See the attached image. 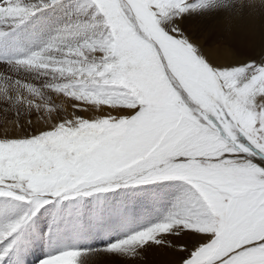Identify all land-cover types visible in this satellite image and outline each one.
<instances>
[{"label":"snow or ice","instance_id":"snow-or-ice-1","mask_svg":"<svg viewBox=\"0 0 264 264\" xmlns=\"http://www.w3.org/2000/svg\"><path fill=\"white\" fill-rule=\"evenodd\" d=\"M0 116V264H264V0H0Z\"/></svg>","mask_w":264,"mask_h":264},{"label":"rangeland","instance_id":"rangeland-1","mask_svg":"<svg viewBox=\"0 0 264 264\" xmlns=\"http://www.w3.org/2000/svg\"><path fill=\"white\" fill-rule=\"evenodd\" d=\"M191 24H192L193 27H196L198 25V22L197 21H192ZM239 39L246 46L248 43H250L251 36L250 35L241 36ZM256 39L258 40L259 37H256ZM0 118H2V116H0ZM149 254H152V255L157 256V257H167V259H169L168 263H170L171 260L173 259L170 253L163 252V251H160V252H157V253H149Z\"/></svg>","mask_w":264,"mask_h":264},{"label":"bare ground","instance_id":"bare-ground-1","mask_svg":"<svg viewBox=\"0 0 264 264\" xmlns=\"http://www.w3.org/2000/svg\"><path fill=\"white\" fill-rule=\"evenodd\" d=\"M258 37V35H257ZM167 257H157L152 254L147 255L146 259L143 261H135L132 264H170Z\"/></svg>","mask_w":264,"mask_h":264}]
</instances>
